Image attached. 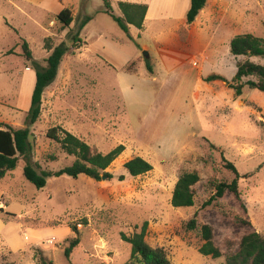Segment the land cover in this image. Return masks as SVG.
Returning <instances> with one entry per match:
<instances>
[{
	"label": "rangeland",
	"instance_id": "374dc122",
	"mask_svg": "<svg viewBox=\"0 0 264 264\" xmlns=\"http://www.w3.org/2000/svg\"><path fill=\"white\" fill-rule=\"evenodd\" d=\"M53 1L58 7L73 10L76 20L70 27L25 1L6 0L4 6L0 5V15L12 18L18 30L11 37L1 35L0 50L16 43L23 50L27 41L42 66L50 55L47 39L74 48L73 37L81 31L82 51L61 63L59 75L46 90L41 116L30 127L34 166L39 172L59 171L74 162L75 157L47 137L48 130L55 126L76 135L96 152L106 154L119 145L126 149L108 168L114 175L112 180L53 176L42 189L25 178V161L20 160L17 168L0 181V264H42L38 249L52 264H127L132 246L122 240V234L141 232L145 222L146 241L164 249L174 264H227V257L238 251L245 234L258 232L264 236V92L246 85L243 95L237 96L230 87L237 63L250 60L232 56L230 42L247 33L264 38V0H221L223 13L219 16L224 25L220 31H208L196 24L187 30L191 0L188 9L184 0H167L162 5L155 2L153 13L159 10L163 21L149 22L142 30L130 26L129 33L102 12L105 0ZM109 1L114 14L121 17L119 3L136 0ZM214 1L209 0L210 6ZM248 1L254 2L255 12L245 16V22L255 23L253 31L240 26ZM88 16L94 18L80 29ZM51 20L63 31L52 29ZM2 31L9 29L0 19V34ZM94 32H104V38L114 41L117 48L98 51L88 37ZM179 44L194 57L183 68L187 76L155 68L152 58L156 48ZM144 45L149 49H143ZM137 54L141 56L139 61L122 71L115 69L122 66L123 57ZM22 56L10 55L0 61V96L6 97L0 101V123L14 128L26 127L31 108L26 102L28 80L22 84L19 75L26 66L36 74L31 62ZM251 60L264 65V58ZM141 61L144 67L136 74ZM195 61H199L198 66ZM147 62L153 67L152 74ZM214 74L224 75L226 81L206 80ZM20 91V100H16ZM135 157L146 159L153 170L131 176L124 165ZM225 159L239 172L240 200L227 191L210 204L216 186L235 178L226 168ZM188 172L200 176L193 188L195 204L175 208L173 191L181 175ZM121 175L125 180H119ZM195 213L198 228L190 230L187 223ZM204 224L212 226L221 258L199 253ZM70 225H77L81 242L67 257L70 240L77 236Z\"/></svg>",
	"mask_w": 264,
	"mask_h": 264
},
{
	"label": "trees",
	"instance_id": "16d2710c",
	"mask_svg": "<svg viewBox=\"0 0 264 264\" xmlns=\"http://www.w3.org/2000/svg\"><path fill=\"white\" fill-rule=\"evenodd\" d=\"M208 0H191L190 8L186 14V24L191 25L195 22L200 12L206 7ZM122 16L118 17L114 14L112 5L109 0H105L103 12L109 14L121 27V29L129 33L130 26H134L139 30L144 28V22L148 12L147 4H136L130 2L119 3ZM57 20L62 22L64 27H70L75 17L73 11L69 8L62 10L57 15ZM92 20L88 16L80 25L83 29L88 22ZM81 31H77L73 37V47L79 49L82 40L79 38ZM23 56L36 69V84L32 95L31 108L28 111L26 127L14 128L11 125L0 123V181L5 176L14 171L20 160L25 161L24 176L33 183L38 189L45 188L48 178L60 177L68 175L77 178L81 175L88 176L96 181L112 180L114 175L108 172V168L115 160L125 151L124 145H119L109 153L103 154L94 151L91 146L67 131L63 127L55 126L48 130L47 137L58 142L61 149L69 156L75 157L74 162L59 171H42L39 172L33 163V143L31 141L30 127L37 123L41 116L43 97L46 89L53 84L59 72L60 65L69 52V47L64 42L55 45L53 39L46 40V48L50 55L45 59L46 66L38 63L29 48L27 41H24ZM230 53L234 57H261L264 58V38L258 37L252 33L240 34L230 42ZM147 69L152 74L153 67L147 62ZM247 79V81H244ZM207 81L223 80L226 78L222 75L214 74ZM251 89H257L264 92V65L257 64L250 60L239 61L237 63V72L230 85L235 90L237 96L243 95L245 86ZM212 147H215L213 144ZM226 168L230 169L235 178L231 183H220L216 186L215 194L210 199V204L222 198L227 191L232 192L238 200H240V192L238 189L239 172L236 166L225 159ZM124 167L129 174L137 177L153 170V165L142 157H135L125 163ZM125 175L119 177L120 181L125 180ZM200 182V176L197 172H188L181 175L172 194V205L175 208L192 207L195 204L194 186ZM198 213L187 223L190 230L198 228ZM245 223L250 224L249 221ZM77 235L70 240V246L66 250V256L70 257L76 247L81 242L80 231L77 225L69 226ZM148 223L145 222L141 232L132 236L122 234V240L131 244L132 250L130 259L127 264H174L162 248H154L146 241ZM201 237L203 244L199 248V253L218 259L223 256L222 251L215 245L214 231L212 226L204 224L201 226ZM40 253V261L42 264H52L42 250H36ZM227 264H264V236L258 232H250L245 234L239 243L238 251L227 257Z\"/></svg>",
	"mask_w": 264,
	"mask_h": 264
},
{
	"label": "crops",
	"instance_id": "0c3cea01",
	"mask_svg": "<svg viewBox=\"0 0 264 264\" xmlns=\"http://www.w3.org/2000/svg\"><path fill=\"white\" fill-rule=\"evenodd\" d=\"M5 1L6 0H0L1 7L4 6V4L6 3ZM21 1L22 2H24V1L28 2L32 5H34L35 7H38L43 12H46L47 14L52 13L54 16L59 15V13L62 10L66 9V7H64V6H62V7L56 6L54 4L53 0H47V1L46 0H20V2ZM60 1H62V0H59V2ZM166 1L167 0H154V1L150 0V1H146V2H141L140 0H136L135 2H130V3L147 4L148 5L149 8H148V12H147L146 19L144 22V28H146V26L149 22L155 21V22L161 23V21H163L164 17L162 16V13L159 10L154 11V13H153L152 9H153V4L155 5V2H156V5H158V4L162 5ZM171 1L173 3H175L178 0H171ZM188 1L189 0H184V7H186V9H188ZM220 2H221V0H215L214 4H212L210 6L209 0H208L206 7L200 12V14L196 18L195 22L191 25H187L188 26V27H186L187 30L189 31L190 26H195V24H196V27H198V28L204 27V29H206L208 31H220L224 25V23L220 19L221 16H219V12L223 13V11L221 10L222 7H221ZM53 4L55 5V8H54ZM250 4H252V5H250ZM14 7H15V10H18L20 12L23 11V9L21 7H18V6H14ZM248 10L250 13H247ZM101 11L102 10H100L99 13H101ZM254 12H255V7H254L253 1L251 3L248 1L246 4H244L243 10H242V17L244 19H242L241 23L239 22L241 27L244 25L247 27L249 26L251 28L250 31H253L252 27L254 26L255 23L252 22V24L248 25V23L245 22V16H247V15L251 16V14ZM73 14H74V12H73ZM74 17H75V15H74ZM91 17H92V19L94 18V16H91ZM0 19H1L2 23L5 24L9 29V31H2L0 34V37H2L4 35L5 36L10 35V37H11L12 34H15V32L18 31L17 29H15V26L13 25L12 18H9L10 19V21H9V19L5 15L1 14ZM218 19H220L219 22H218ZM75 20H76V17H75ZM75 20H74V22H75ZM221 24H223V25H221ZM49 26L52 29L56 28L57 29L56 31H63L62 30L63 27L62 26L59 27L57 25V22L54 20L50 21ZM225 26H227V24ZM129 32H131V31H129ZM104 36H105L104 32H100V33L94 32V34H90V35L88 34V37H90L89 39H91L93 41V43L98 48L97 49L98 51L102 52L105 49H107L108 47L117 48V44H115L114 41H110V40L104 38ZM87 41H89L88 38H87ZM82 43H83V41H82ZM58 44H60V43H58ZM58 44H55V45H58ZM20 45L21 44L16 43L14 46L15 48L14 47H12V48L8 47L5 50H0V61L2 59H5V57H9L10 55L22 56L23 50H20ZM29 48H30V46H29ZM142 48L143 49H149L148 45H144V46H142ZM69 49L70 50H69L68 54H66V56L64 57L62 64L66 60H68V58L72 59V58L76 57L77 54L80 53V51H82V48L74 50L75 48H72V46H70ZM72 50H74V53L71 52ZM155 54H156L155 58H152L154 60L155 68H158L160 70V68L164 67V69H166L168 72L178 71L179 75H181V76H187L188 73L186 71H184L183 68H184L185 64H187L188 62H190L191 60L194 59L191 52L181 48L180 44L177 46H165V45L164 46L163 45L158 46L155 50ZM140 57L138 54L136 56H134L133 58L128 57L127 59H125L123 57L122 61H124V62L122 64V66L120 68H115V69L117 71H122V69H125L130 63L135 62V61H139ZM250 61H252L251 58H250ZM197 63H199V61H195L194 65L198 66ZM143 67H144V62H142V61L138 62L139 72H137L136 74L140 73V70ZM127 74H129V73H127ZM58 75H59V73H58ZM19 76H20L19 80L20 79L22 80V84H23V82H25V79L28 80V87L30 89V92L28 95V99L26 98V102L28 103V105H31V100H32V95H33V93L31 92V89H32V87L35 88L36 74L32 73L30 66H26L25 71L20 73ZM222 76H224V75H222ZM45 93H46V91H45ZM45 93H44L43 101L45 100V97H46ZM20 96H21V91L19 93H17L16 100L17 99L20 100ZM5 98H6L5 96H0V101L5 99ZM16 100H15V102H17ZM16 106L18 108V104H16Z\"/></svg>",
	"mask_w": 264,
	"mask_h": 264
},
{
	"label": "water",
	"instance_id": "95a60500",
	"mask_svg": "<svg viewBox=\"0 0 264 264\" xmlns=\"http://www.w3.org/2000/svg\"><path fill=\"white\" fill-rule=\"evenodd\" d=\"M145 56H146V57H148V56H149V54H148V53H145Z\"/></svg>",
	"mask_w": 264,
	"mask_h": 264
}]
</instances>
